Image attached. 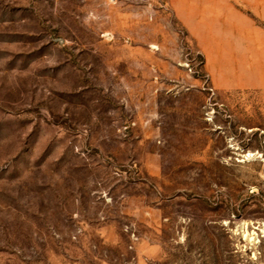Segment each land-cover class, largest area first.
I'll list each match as a JSON object with an SVG mask.
<instances>
[{
	"label": "rangeland",
	"instance_id": "1",
	"mask_svg": "<svg viewBox=\"0 0 264 264\" xmlns=\"http://www.w3.org/2000/svg\"><path fill=\"white\" fill-rule=\"evenodd\" d=\"M0 264H264V0H0Z\"/></svg>",
	"mask_w": 264,
	"mask_h": 264
}]
</instances>
